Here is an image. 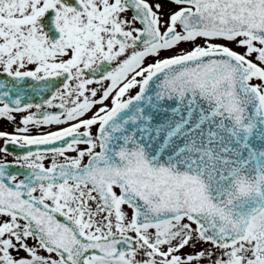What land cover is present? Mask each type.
I'll return each instance as SVG.
<instances>
[{
	"label": "snow or ice",
	"instance_id": "1",
	"mask_svg": "<svg viewBox=\"0 0 264 264\" xmlns=\"http://www.w3.org/2000/svg\"><path fill=\"white\" fill-rule=\"evenodd\" d=\"M0 264H264V0H0Z\"/></svg>",
	"mask_w": 264,
	"mask_h": 264
}]
</instances>
